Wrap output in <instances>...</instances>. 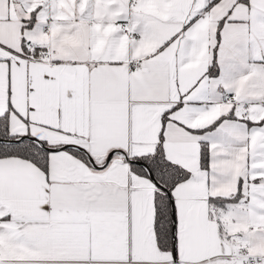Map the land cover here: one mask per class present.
Listing matches in <instances>:
<instances>
[{
  "label": "snow or ice",
  "instance_id": "1",
  "mask_svg": "<svg viewBox=\"0 0 264 264\" xmlns=\"http://www.w3.org/2000/svg\"><path fill=\"white\" fill-rule=\"evenodd\" d=\"M0 264H264V0H0Z\"/></svg>",
  "mask_w": 264,
  "mask_h": 264
}]
</instances>
